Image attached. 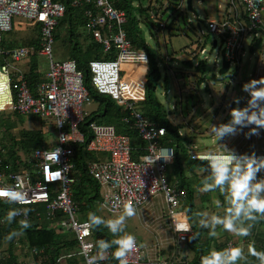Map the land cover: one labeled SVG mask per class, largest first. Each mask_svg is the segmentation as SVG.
Returning <instances> with one entry per match:
<instances>
[{
  "label": "built area",
  "instance_id": "built-area-1",
  "mask_svg": "<svg viewBox=\"0 0 264 264\" xmlns=\"http://www.w3.org/2000/svg\"><path fill=\"white\" fill-rule=\"evenodd\" d=\"M228 1V19L223 22L210 21L207 29L209 34L222 41L225 59L234 68L239 67L248 42L261 41L256 70L243 82L245 84L249 80L264 77V0ZM185 2L175 0L174 9L181 11ZM83 5L95 7L94 10L85 11L89 35L100 44L105 54L115 53L116 57L113 60L90 62L92 85L99 95L110 97L128 112L129 116L121 119L120 124L139 134L146 145L145 155L134 159L130 136L119 133L115 125L93 121L89 123L87 133L82 131L81 126L89 116L84 107L93 103L84 86V75L78 70L75 60L56 61L54 58V34L66 13L65 3L54 0H0V45L4 35L12 33L18 23L24 24L19 20L33 28L40 25L42 44L38 54L49 60L46 82L32 89L18 64L29 61L35 51L27 47L10 50L0 47V56L3 57V64L0 65V114L9 111L24 117H40L44 122L51 120L58 135L56 146L35 151L30 162L31 170L8 173V167L2 170L3 159L0 158V187L15 189L26 195L23 205L14 203L20 207L16 211L17 218L29 219L24 207L45 205L46 214H38L39 219L63 234H74L77 255L84 258L85 264L86 258L90 256L95 258L94 264H106L112 258L113 250L100 249L103 259L96 255L97 247L93 245L98 246L101 240L95 238L92 223L79 218L80 209L73 198L76 183L74 148L85 145V150L90 153L109 155L108 159L92 161L87 165L89 174L100 185V205L103 210L117 215L124 211L126 204L131 203L139 212L163 195L167 223L172 228L175 247L179 248L177 244L185 245L192 234L175 230L177 224L189 223L181 206L187 193L171 186L168 180L167 171L174 162V152L161 144L166 136L165 128L156 125L138 110V105L147 98L146 80L135 78L124 70L126 66H147L149 57L144 51L133 48L124 28L126 13L117 10L110 0H72L74 8ZM150 19L158 23L160 29H165L169 24L157 12H152ZM102 30L108 34L104 35ZM218 57L221 58L220 53ZM13 74L16 75L15 81L12 79ZM248 99L249 94L246 92L244 106ZM245 130L248 131L247 128ZM263 131H260L259 137L252 136L251 139L260 140ZM88 133L91 137L89 140L86 136ZM192 147L193 160L207 161L197 157H206L211 153L200 152L196 146ZM142 253L137 244V249L128 257V264H181L180 258L175 257L143 260ZM88 264H93V261L88 260Z\"/></svg>",
  "mask_w": 264,
  "mask_h": 264
},
{
  "label": "trees",
  "instance_id": "trees-1",
  "mask_svg": "<svg viewBox=\"0 0 264 264\" xmlns=\"http://www.w3.org/2000/svg\"><path fill=\"white\" fill-rule=\"evenodd\" d=\"M112 1L115 3V8L117 10L125 11L128 16V23L126 24L125 29L128 32L133 47L136 49H144L149 54V49L146 47L145 41L142 37L140 25L145 24L151 31L153 28L160 30L159 24L150 19V14L152 12L158 13V4L160 5V8H163L164 0H151L150 3L149 0ZM174 1L175 0H166L165 5L168 4V8L163 11V16H165V12H167L166 10H169L170 4L174 8ZM54 2H63L67 7L64 17L60 20V23L56 28L54 34L55 42L58 43L62 39V34L66 33V38H64L62 44L65 49L69 47L68 59L76 61L78 70L84 75V86L89 92L93 102L99 104V110L86 118L81 126L82 131L87 133L88 125L93 121L112 123V118L118 122L125 116H129L128 112L110 97L99 95L92 85L89 64L91 61L102 60L106 56L103 48L99 43L92 39L86 29L88 20L85 16V11L90 9L94 10V5H83L74 8L72 7V0H54ZM134 3H137L138 6H134ZM147 3L149 4L147 5ZM177 16L180 18L181 16L183 17L184 14H177ZM140 17L142 19H140ZM163 21H165V19H163ZM246 21L248 22L247 17ZM174 23V21H169V24L166 27H174ZM201 24L202 23H200V25ZM190 26L192 27L193 25L191 24ZM79 29H83L84 33H78ZM20 31L31 32V35L33 34V36L36 33L37 34L34 38L28 39L26 42H21L14 38V34ZM102 31L104 33L107 32L106 30ZM81 37L84 38L82 44L79 42ZM41 44L42 27L40 25L33 28L32 26H25L24 24L18 23L12 33L3 36V41L0 45V47L6 50L16 47H27L35 51L34 55L31 56V62L26 66L29 67L26 79L29 86L32 88H36L41 81L38 67L34 62V59L40 57L38 52L41 49ZM260 49L261 41L258 40L252 44L251 52L254 53ZM111 55L113 56L105 59L113 60L116 58L115 53H112ZM2 58L0 56V65L3 64ZM188 65L193 67L194 62H190ZM199 67L200 68H196V70L203 74L201 76L198 75V77L200 80H204V75L207 74L206 65L201 62ZM143 72H145V69ZM138 74L139 73L137 72V75ZM15 77H12L14 81L16 80ZM162 77L158 61H156L151 55L149 69L146 75L147 98L145 102L138 105V110L145 117L150 119V121L165 128L166 136L162 139L161 144L162 146L173 149L174 152V162L168 168L167 177L171 186L186 191L187 196L185 201L181 204L182 210L185 211L187 217L190 218L188 219V222L191 223L193 232L198 231L200 233V237L196 241L190 242L188 239L187 243L183 245V250L189 252L192 257L187 261L185 260L186 258L183 259L184 257H179L180 254H178L181 264H200V258L202 255H207L213 249L219 250L227 247L230 243L233 245L241 244L247 252L249 242L251 241L254 243L257 250L264 251V222L258 223L253 228L252 235L247 240L239 241L237 239L236 242H234L235 237L233 235L224 232L219 226L216 228V232L217 234L219 233L222 235V239L221 237L219 239L209 238L207 235L209 229L199 227V220L202 218L199 213L214 212L213 214L223 216L227 205L219 188L210 193H200L197 191L202 176H209L210 170L204 171L203 174H200L201 167L207 164V161H195L192 159V141L187 136L181 135L182 126H176L170 121L168 118V111L158 99L156 91L159 83L163 80ZM234 77L235 74L231 79H235ZM14 114L21 118L20 121L22 123L24 122V118H27L17 113ZM29 117L33 120L39 121L42 126L45 125V122L42 121L40 117ZM0 126L5 127L7 134L6 138L9 139V143L4 144L3 149L0 150V158L3 159L2 170H5L6 167H8L6 169V172L8 173H18L22 170H31L32 165L30 162L32 161L35 151L47 147L42 128L37 130H22L20 131L19 136L15 137L12 135V130L16 128L15 122L2 121L0 122ZM117 127L119 133H125L130 136L133 147V158L139 159L141 156H144L146 145L145 142L141 140L139 134L134 130L125 129L121 124ZM86 136L88 140L91 139L89 133L88 135L86 134ZM262 136L263 138L258 142L263 144L264 131ZM74 149L75 155L73 161L75 164L76 183L73 187V198L80 209L79 218L88 221L89 213H93L102 218L101 214L98 212L101 203V188L87 170L89 162L102 160L99 158L101 154L88 152L85 150V145H77ZM213 198L214 200H219V202H221L220 211L216 210L217 205L213 203ZM27 208H29V210L26 211L29 214L28 220L17 218L15 216L9 221V212L12 210L18 211L20 210V207L14 203H7L0 200V252H2V254H0V264H31L32 262L35 264H85L84 258L77 255V242L74 234V238L67 240L64 239V237L69 233L63 234L49 224H41L38 214H41L42 216L46 214L45 205L28 206ZM21 221H27L31 226L28 229H22L20 227ZM92 227L97 240L100 239L104 242H110L114 239L109 228L104 225L103 222L98 225L92 223ZM13 233H15V235L12 236L11 241L5 239V237ZM4 246L5 249L2 250ZM114 247L115 246L112 247L113 252L115 251ZM35 252H37V254ZM180 252L181 251H179V253ZM106 264H118V261L111 258ZM240 264H245V262L242 261ZM247 264H256V262L251 257H248Z\"/></svg>",
  "mask_w": 264,
  "mask_h": 264
},
{
  "label": "clouds",
  "instance_id": "clouds-1",
  "mask_svg": "<svg viewBox=\"0 0 264 264\" xmlns=\"http://www.w3.org/2000/svg\"><path fill=\"white\" fill-rule=\"evenodd\" d=\"M243 91L249 94L246 106L239 107L241 99L235 97L233 103L238 107L232 108L229 112L230 119L227 123L212 125V136L218 146L222 147L223 154H210L206 157H197L207 160V164L201 167V174L210 170L209 176H202L197 191L200 193L214 192L217 188L224 196L226 203L225 214L223 216L201 212L199 227L208 228L209 238H217L216 228L219 226L226 233L233 235L239 241L247 240L253 228L260 222H264V155H257L255 151L251 153H237L234 149H229L221 144L228 138L235 137L243 132L245 139L252 136L259 137L260 131L264 130V77L249 80L243 85ZM0 199L10 203L24 204L26 195L15 189L0 187ZM220 202L217 200V205ZM25 211L29 208L24 207ZM16 211L12 210L8 214L11 221L16 216ZM136 215V208L128 203L124 207L123 213L116 219L103 221L101 217L89 213L88 223H106L114 239L110 242L100 241L97 245V256H100V249L107 250L113 246L112 258L118 264H128V257L137 249L136 239L133 235H121L124 232V225L128 218ZM188 219H190L188 217ZM31 224L21 221L20 227L28 229ZM176 231L192 233L188 236L189 241H196L200 237L198 231L192 232L191 223H180L176 225ZM15 233L5 237L11 241ZM183 238V237H182ZM248 257H251L256 264H264V251L257 250L253 242H249L247 252L241 244L229 245L222 249L211 250L207 255H202L200 264H240L244 261L247 264ZM103 259V256H100ZM92 260L94 257L86 258Z\"/></svg>",
  "mask_w": 264,
  "mask_h": 264
},
{
  "label": "rangeland",
  "instance_id": "rangeland-1",
  "mask_svg": "<svg viewBox=\"0 0 264 264\" xmlns=\"http://www.w3.org/2000/svg\"><path fill=\"white\" fill-rule=\"evenodd\" d=\"M236 2V1H235ZM155 3V2H154ZM236 6H237V2H236ZM159 10L160 12L164 11L166 9V6L164 4L163 8H160V5L158 4ZM193 8L195 9L196 13L199 15V17H197L195 14H193L192 12H189L187 10V7L184 6L183 10H184V16L180 17L181 18V27L182 29H184L186 26L188 27V21H192L191 24L193 25V33L196 35H198L201 39H207L206 40V53H204L203 55L200 56V58L198 60L204 61L207 65V70L212 71V75L208 76L209 80L211 81L212 85L214 84H224V83H232V79L231 77L234 75V73H236L234 69V67L232 66V70L224 76H219V71L220 68L222 66V61L220 59H217V52L213 50L212 48V43L213 41H217L219 44V48L220 46H222V41L218 38H216L214 35L209 34L208 33V27L205 25V20H215L218 22H222V20H226V17L229 15L230 12V3L228 0H193ZM239 9H241L239 7ZM172 10H175L174 8H172ZM171 13V11H168ZM173 12V11H172ZM169 13V14H170ZM176 14V12H175ZM174 14V15H175ZM264 14V12H263ZM165 18H169L166 15L164 16ZM21 23H24V25H27V22H24L22 20ZM199 23H202L200 29L198 28ZM28 26V25H27ZM148 28L145 27V29H143L142 34H143V38L148 46L149 49V53L158 59V53L159 50L158 48L161 50V53H165V48L164 45L163 46H159L158 44H156L155 39H153L151 37V35L149 34V32L147 31ZM78 33L83 34L84 31L83 29H79ZM37 34V33H36ZM36 34L33 36V34L31 35V32H24V31H20V32H16L15 35V39L19 40L21 42H26L28 39H32L36 36ZM66 33L62 34V39L58 42L55 43L54 45V58L56 61H64L67 60L69 58V47L67 49L64 48L62 41L64 40V38H66ZM9 35V34H8ZM191 36H193V39L195 38V36L191 33ZM216 38V39H215ZM179 39V38H176ZM79 42L82 44L84 42V38L81 37L79 39ZM174 43L178 44L179 41L175 40L173 42V45H168L167 50L168 52L172 53L173 49L176 48L174 46ZM248 51V50H247ZM31 62V59L29 61H23L21 62V65L24 64L28 65ZM35 64L37 65V67L40 69V71L42 72H47V70L49 69V60L45 57H39L38 59H34ZM255 59H251L250 58V54H248L246 56V58L243 59L242 64H241V76L239 79H241V81H246V79L248 78V76L250 74H252L254 72L255 69ZM136 67L139 68V70L141 69V71H138V75L139 77H145V73L143 72L144 69L146 68V66H141V65H134ZM23 69H25V67H22ZM27 69V68H26ZM128 71L130 70V74L131 73V66L127 67ZM216 69V70H215ZM162 76H165V70L162 69L161 70ZM134 76V74H133ZM238 79V80H239ZM239 82V81H238ZM162 83H159L158 89L156 91V95L158 97V99L160 100V102L164 105V108L166 110L170 109L171 106L173 105V103L175 102V97H174V90L171 86V90L172 92L169 94V96L166 98L163 95V91H162ZM243 85H239V86H235L233 85L232 90L230 91V93H235L236 97H240L243 93ZM203 99L206 103H208L210 100L207 97V95L204 93L203 94ZM238 107L236 104H234L233 108ZM85 112L88 115H92L93 113L97 112L99 110V104L98 103H91L89 105H86L84 107ZM21 118L18 117V115L12 113V112H4L0 114V122L2 121H10V122H15L16 123V128L14 130H12V135L15 137L19 136L20 131L22 130H37V129H41L44 132L45 135V142L47 147H54L57 145L58 143V135L57 132L55 131V129L53 128L52 125V121L51 120H47L45 122V125L42 126V124L37 121V120H33L30 117L24 118V122L22 123ZM213 125L210 124L209 127ZM5 127L0 126V150L3 149L4 144H8L9 143V139H7V134L5 131ZM244 132V131H243ZM247 132V131H246ZM9 136V135H8ZM229 139V138H228ZM228 139L221 141L220 143L227 145L228 143H226V141H228ZM261 140V139H260ZM260 140H252L250 139H239L238 141H234L235 143L231 144L230 147L231 149H235L238 151L240 150L243 151L240 154H243L244 151L246 153H251L253 151L256 152V154H263L264 153V145L262 143H259L258 141ZM263 141V139H262ZM200 142V141H199ZM197 143V142H196ZM200 144V147H208L210 149L215 150L218 147L217 142L214 139V142H212L211 139H204L202 141V144ZM263 145V146H262ZM229 146V145H228ZM260 146V147H258ZM230 147H227L230 149ZM105 159L109 158L108 154H101ZM201 174V172H200ZM203 174V173H202ZM262 175H264V173H261ZM163 195H160L159 197H157L152 203H150L147 206H144L139 212H136V215L128 218L125 222L124 225V232L121 233V235H127V234H131L135 237L136 242L138 244V246L142 249L143 253H142V258L143 260H156L157 258H166V259H170L171 257H175L179 258V257H184L183 259L185 260H189L191 259L192 255H190L189 252H186L185 250H183V246L182 245H178L177 246L180 248V253H177L176 250H179V248L175 247V241H174V237L172 234V228L171 226L167 223V217L166 215V205H165V201L162 199ZM213 203L217 205V201L214 200V198L212 199ZM221 206V202L219 205H217V211H220V207ZM98 212L101 214L102 216V220L103 221H108L111 219H116L118 218L123 212L117 214V215H111L106 213L103 208L101 207V205H99L98 208ZM214 212H209V215L213 214ZM84 221V220H83ZM104 225H106V223H104ZM221 237L222 239V235L218 233V239ZM74 238L73 234H67L65 235L64 239L70 240ZM237 238H235L234 242H236ZM5 249L2 248V250ZM177 254H180V256L178 257Z\"/></svg>",
  "mask_w": 264,
  "mask_h": 264
},
{
  "label": "crops",
  "instance_id": "crops-1",
  "mask_svg": "<svg viewBox=\"0 0 264 264\" xmlns=\"http://www.w3.org/2000/svg\"><path fill=\"white\" fill-rule=\"evenodd\" d=\"M110 1L115 6V3L112 0H110ZM153 1H156V0H153ZM187 1L188 0H186V2H185V7H187ZM150 2H151V0H149V3ZM165 2H166V0H164L163 6H164ZM149 3H147V5ZM153 5H155V4H153ZM134 6L137 7L138 4L134 3ZM165 6H166V8H168V4H166ZM192 6H193V0H192ZM157 8L159 9V7H157ZM172 8L173 7L170 4L169 10H166L167 12H165V15L169 18H165L163 16L164 15L163 11L159 12V10H158V13H159L160 17L163 16L162 19H165L166 21H172V22L174 21L175 22L174 27H171V28L166 27L165 29H160V30L157 28L156 29L153 28L151 31L150 28H148L145 24L140 25L141 31H143V29H145V27L148 28L147 31L149 32L151 37L153 39H155L156 44H158L159 46L164 45V48H165L164 49L165 53H163V54L161 53V50L158 48V50H159L158 59L155 57H153V58H155L156 61H158L160 70H162V69L165 70V76L162 77L163 80L161 81V83H162L161 88L163 91V95L166 98L169 96V94L172 92L171 86L174 90L175 102L173 103L171 108L167 110L168 114H169L168 118L170 119V121L174 125L182 126L181 134L187 136L192 141L193 146L197 147L198 151L205 152V153H211V154H213V153H222L223 154V150H222L221 146H218L215 150H213V149H210V148L205 147V146L200 147L199 143L202 144V141L204 139H211L212 142H214V138L211 134L212 133V125L210 127H209V125L212 123H213V125H219L222 123H227L228 119H230L229 112L235 104V103H233V99L236 97L235 93L234 92L230 93V91L232 90L233 85H235V86L244 85L243 82H245V81H241V79H239L241 76L242 61L244 58H246V56L248 54H250V58L255 59V62H256L255 69H254V71H255L256 67H257V61H258L257 60V54L260 53L259 51L261 49L252 53L251 52L252 44L254 42H256V40L249 41L247 44V47H246L245 55L242 58L239 67L233 69L236 71V73H234L235 79L232 80V83H224V84L219 83V84L212 85L211 81L208 78V76L212 75L211 74L212 71L208 72L206 63L204 61L198 60L201 55L206 53V49L202 48V47L206 46V40L207 39L203 40V39H201L202 37L200 38L198 35L195 36V34L192 31V27L190 26L191 22H192L190 20L188 21L189 26L188 27L186 26L184 29H182L181 18H178L177 14H181V13L184 14V10H183L184 6H183L181 11L172 10ZM168 11H171V13ZM123 12H125V11H123ZM174 12H176V14ZM189 12H191V11H189ZM166 13H168V14H166ZM193 14H195V13H193ZM195 15L197 17H199V15L197 13ZM229 15H230V13H229ZM229 15L226 17L227 19H228ZM126 17H127V22H126V24H127L128 23L127 14H126ZM233 18H235L234 13H233ZM140 19H142V18L140 17ZM210 21H215V20H208L207 19V20H205V25L208 26V23ZM223 21H224V19L222 20V22ZM126 24H125V26H126ZM200 27H201V25L199 23L198 28L200 29ZM125 31H126V29H125ZM191 33L195 36L194 39H193V36L190 35ZM106 34H107V32L104 33V35H106ZM127 35H128V32H127ZM142 37H143V34H142ZM128 38H129V36H128ZM176 38H179V39H176ZM129 40L131 41L130 38H129ZM175 40L179 41V43L178 44L174 43V46L176 48H174L173 52L170 53L167 50V48H168L167 46L169 44L173 45V42ZM131 43H132V41H131ZM214 43H216V46ZM145 45L148 48L146 42H145ZM132 46H133V44H132ZM261 46H262V44H261ZM212 48H213V50L218 51L217 52V59H220L222 61V66L220 68V70H221L223 67V62H224V60H226L222 56V51L225 49L223 46H220V48H219V44L216 40L213 41ZM134 49L139 50V51H144L149 57V64H150V56H151L150 53L148 54L147 51L144 49H136V48H134ZM219 53L221 54V58L218 57ZM105 55L106 56L103 59L113 56V55H107V54H105ZM190 62H194L193 67L188 65V63H190ZM201 62L205 63V65H206L207 74L204 75V78H205L204 80H200V78L198 77V75L201 76L203 73L196 70V68H198V69L200 68L199 65ZM149 64L145 68L146 73H145L144 79L146 80V82H147L146 75L148 73ZM26 66L27 65L24 66V64L23 65L18 64V67L23 71L25 76L29 72V67H26ZM22 67H26L27 70L23 69ZM127 67H129V66H126L124 68V70H125V72L130 74V70L128 71ZM135 69H136L135 70L136 73H135L134 77L139 78L138 76H136L139 68L136 67ZM48 70H47V72H48ZM231 70H232V67L230 66L228 73ZM133 71H134V69L131 67V72H133ZM139 71H141V70H139ZM38 72L40 74V80H41L40 83L46 82L47 72L44 73V72L40 71L39 68H38ZM15 76L16 75L13 74V78ZM219 76H222V75H220V71H219ZM249 76H248V78H249ZM248 78L246 79V81L248 80ZM165 79H166V84H165ZM238 81L239 82L241 81V83H239ZM165 85H167V86H165ZM32 89H35V88H32ZM204 93L207 95V97L210 100L208 103H206L203 99ZM245 97H246V92L243 91V93L241 95L242 99H241L239 107H244ZM111 121H112V123H107V124H112L115 126H118L120 124V121L116 122L115 119H113V118L111 119ZM243 131L246 132L245 129ZM243 138H245L243 132L236 135L235 137L229 138L228 141H226V143H228L226 145V147H230L231 144L235 143L234 141H238L239 139L243 140ZM191 148L193 149V147H191ZM230 149H231V147H230ZM235 151L237 153L243 152V151L240 152V150L238 151V149ZM244 153H246V152L244 151ZM99 158L102 160H105V158L102 155H100ZM32 206H35V205H32ZM41 224L43 225L44 223L41 221ZM44 225H46V224H44ZM217 238H218V235H217ZM244 246H245V244H244ZM110 249L113 250V248H110ZM179 251H180V248H179V250H176L177 253H179ZM0 254H2V252H0Z\"/></svg>",
  "mask_w": 264,
  "mask_h": 264
},
{
  "label": "water",
  "instance_id": "water-1",
  "mask_svg": "<svg viewBox=\"0 0 264 264\" xmlns=\"http://www.w3.org/2000/svg\"><path fill=\"white\" fill-rule=\"evenodd\" d=\"M187 9L189 10V11H191V12H193V13H195L196 14V11H195V9L193 8V6H192V0H188L187 1ZM215 44V46H216V43H214ZM225 50H223L222 51V56H223V58L225 59ZM229 68H230V63L229 62H227L226 60H224V62H223V67H222V69L220 70V75H226L227 73H228V71H229Z\"/></svg>",
  "mask_w": 264,
  "mask_h": 264
},
{
  "label": "bare ground",
  "instance_id": "bare-ground-1",
  "mask_svg": "<svg viewBox=\"0 0 264 264\" xmlns=\"http://www.w3.org/2000/svg\"><path fill=\"white\" fill-rule=\"evenodd\" d=\"M131 67L134 69V71H133V72H131V73L135 75V73H136V71H135V70H136V69H135V68H136V66H131ZM137 68H138V67H137ZM140 78H143V77H140Z\"/></svg>",
  "mask_w": 264,
  "mask_h": 264
}]
</instances>
